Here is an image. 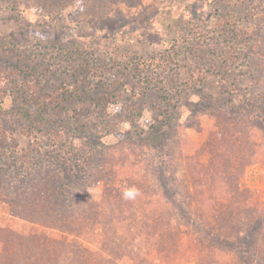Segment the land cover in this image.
I'll return each mask as SVG.
<instances>
[{
	"label": "rangeland",
	"instance_id": "1",
	"mask_svg": "<svg viewBox=\"0 0 264 264\" xmlns=\"http://www.w3.org/2000/svg\"><path fill=\"white\" fill-rule=\"evenodd\" d=\"M228 47L237 60L220 54ZM73 49L120 63L123 96L107 123L146 135L108 134L103 173L79 182L53 152L32 178L5 177L23 155L5 157L0 142V264L9 247L20 256L11 232L63 238L88 264H264V0H0L2 107L16 96L4 73L23 65L73 86L61 58ZM60 178L75 210L55 226L23 219ZM252 231L249 247L233 241Z\"/></svg>",
	"mask_w": 264,
	"mask_h": 264
},
{
	"label": "trees",
	"instance_id": "2",
	"mask_svg": "<svg viewBox=\"0 0 264 264\" xmlns=\"http://www.w3.org/2000/svg\"><path fill=\"white\" fill-rule=\"evenodd\" d=\"M223 49L224 51H220L221 55L226 52V55L228 53L231 57L235 56L234 60L238 59L237 54L231 52L229 47ZM61 58L66 63L64 67L67 72L73 77L76 76V82L73 86L69 87L65 72L58 74L56 79L48 81L47 84L45 81L41 82L42 76H46L41 72L48 67L36 63L23 65L22 75H19L20 70L18 71V68H15L14 72L5 71L6 73H4V83L14 85L16 96L13 98L14 108L4 109L2 107V97L5 94V89L2 86L0 87V98H2L0 99L2 155L15 159L23 155L22 162H17L22 166H17L14 171H6L8 168L5 169L4 175L9 179L32 178L35 175L33 174L34 171L36 173L42 172L41 167L48 162L47 157H50L53 152L56 156H60L61 159L58 164L60 163V168L67 170L68 178L74 176L75 180L84 181L88 179V175L92 172L103 173L100 165L95 166V163L97 164L101 157L103 158L111 152L112 145L106 140L108 134L114 135V138L118 140L124 139L123 137L128 134L125 129L131 126L132 131L137 136L146 135L143 129L134 126V124H129L128 127H122V124H118L121 128L118 129V127L113 128L107 123L112 114L107 106L113 104L116 97L123 96L121 90L124 86L122 80L125 75L120 72V63L111 61L109 58L99 57L96 53L91 57L87 54L83 55L81 51L76 49L68 51ZM223 59H225V56H223ZM114 69L119 74L114 77L108 76ZM94 77L102 79L103 86L97 87L94 80H92ZM241 83L243 86L249 85V82H247V85L245 84L244 79ZM78 98L83 99L85 106L76 109L73 104ZM9 118H12L11 122ZM14 124H16L18 135L26 139L27 145L20 146L18 139L15 138L12 129ZM30 159L33 161L30 164L33 165L27 168L26 162ZM24 163L28 170L25 169ZM62 178L58 183L55 182L47 188L49 193L45 194V197L52 196L53 198H47L46 201L43 199L40 204L28 205L30 211L26 217L23 213L21 217L30 222H38L41 225L53 224L55 226L58 224L59 219L68 214L69 210L73 212L76 204L73 203L72 192L75 187ZM1 180L2 176L0 175V182ZM25 189L29 193L31 192L30 188ZM32 189L37 195L38 189ZM7 193L8 191L5 193V197ZM26 195L27 192H25ZM253 236L252 231L245 238L239 236L234 238L233 241L243 242L249 247L251 241L249 239ZM52 239L54 238L44 234L24 235L11 232L10 241H7L12 244V247L15 246V250L20 251V256L18 260H15L16 258L11 255L12 252L9 247L7 252L3 254V257H5L3 264H74V258L70 259L72 255L77 257L79 261L77 264H88L85 256L79 257L76 254L75 249L77 246L68 245V241H64L63 238L60 241ZM54 244L60 247L64 244V249L56 250L53 247ZM21 256L23 260L19 262Z\"/></svg>",
	"mask_w": 264,
	"mask_h": 264
}]
</instances>
